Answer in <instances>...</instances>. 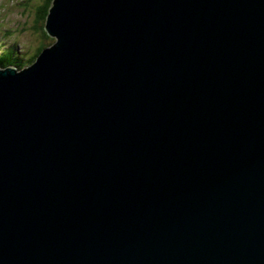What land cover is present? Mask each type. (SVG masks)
<instances>
[{"label":"water","instance_id":"water-1","mask_svg":"<svg viewBox=\"0 0 264 264\" xmlns=\"http://www.w3.org/2000/svg\"><path fill=\"white\" fill-rule=\"evenodd\" d=\"M0 68V264H264V0H53Z\"/></svg>","mask_w":264,"mask_h":264},{"label":"rangeland","instance_id":"rangeland-1","mask_svg":"<svg viewBox=\"0 0 264 264\" xmlns=\"http://www.w3.org/2000/svg\"><path fill=\"white\" fill-rule=\"evenodd\" d=\"M44 0H0V55L11 54L15 65L2 69L29 67L39 49L52 46L57 40L48 36L45 23L39 19ZM36 61V60H35Z\"/></svg>","mask_w":264,"mask_h":264},{"label":"trees","instance_id":"trees-1","mask_svg":"<svg viewBox=\"0 0 264 264\" xmlns=\"http://www.w3.org/2000/svg\"><path fill=\"white\" fill-rule=\"evenodd\" d=\"M52 1L53 0H44L43 5H41V7L39 9V19L42 20V22H44L45 24H46L47 15L49 13V9L51 7ZM44 31L49 36L47 31L45 30V27H44ZM45 48H47V47H43V48L39 49L38 52L36 53L35 57L32 59V61L35 62V60L37 59V57L39 56L41 51ZM5 65H9V66L15 65L19 68H21V66H22L21 64H15V60L13 59L12 53L0 55V67L1 66L5 67Z\"/></svg>","mask_w":264,"mask_h":264}]
</instances>
